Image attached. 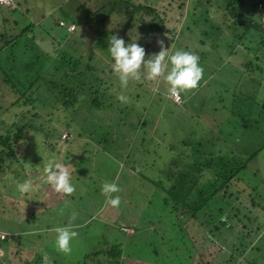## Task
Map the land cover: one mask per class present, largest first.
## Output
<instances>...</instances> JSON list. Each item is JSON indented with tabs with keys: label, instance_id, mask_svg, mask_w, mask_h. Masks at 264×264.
<instances>
[{
	"label": "trees",
	"instance_id": "trees-1",
	"mask_svg": "<svg viewBox=\"0 0 264 264\" xmlns=\"http://www.w3.org/2000/svg\"><path fill=\"white\" fill-rule=\"evenodd\" d=\"M74 1L79 2L78 0ZM173 3H176L177 7V12H174L177 13V20L173 14V16L169 15L170 21H178L186 14V17L192 19L191 23L194 25L207 23V29L205 24L202 29L199 28V33L210 38L214 37L215 43L211 40L210 45L214 50L216 60L217 58L222 59L223 56L233 57L234 54L236 55L235 63L229 67L228 71L234 79L233 88L230 92L222 91V93H228L227 96L234 104L233 108L228 107L229 114L225 118L219 117L220 111L217 109L213 111L212 107L209 108L211 113H208L206 118L201 117V125H210L211 131L208 132L207 128L203 126V129L200 128L198 136L193 140L168 141L167 145L166 143L165 146L161 145L162 148L158 152L152 147L149 149L151 141L146 139L145 130L142 128L145 122L136 125L121 120V123L119 122L120 125L122 124L121 127L126 126V128L119 130L120 135L107 142H104L105 136H95L97 129L88 132L85 137L92 136V140H95L93 143L98 147V150L101 147L118 144L119 149L113 153L109 152L110 154H121L125 160L131 157L133 160L135 157L134 167L127 169L130 173L145 174V171L137 170L138 163H141V168H147L148 165H155L152 158H156L158 161L162 158L165 159L163 166L158 169L159 171L164 169L163 175L166 180H169L171 189L164 186L160 189L164 192L163 205L169 208V213H174L172 225L174 229H178V219L183 222L184 226L186 225L190 246L195 248L194 253L188 249L186 254L188 260L185 264H208L209 261L203 262L201 252L205 249L212 250L218 239L235 233L233 240L227 244L226 248H223L225 246L219 247L218 252L215 251L217 254L224 253L223 250L228 252L226 256L220 257V262L217 264H232L236 255L243 256L248 248L256 251L264 249V244L256 242L257 234H255L264 225L259 224L258 217L250 218L251 214L245 211L243 195L232 190L233 181L243 180L244 175H249L251 171L252 176L257 178L247 191V195H251L248 200L251 201V205L256 206V212L261 213L259 216L264 215V202H256L252 199V196L258 193L259 182L257 179L264 177L255 175L251 168L254 161L258 163L264 158V136L261 135L256 142L252 141L253 144L250 146L238 141L234 144L235 148L217 144L218 139L228 142V136L225 135H229L231 132L225 130L223 126L224 122H230L232 112L236 116V125H240L242 128L249 126L253 129V133H261L260 122L264 126V23L258 19L264 16V0L253 2V9L259 13L257 18L242 11L245 0H195L185 14L182 12L184 0H83L81 5L75 7L78 11L76 17H70L68 21L74 25L72 30L67 28L65 22L60 24L62 19L59 15L56 19L53 18V21H45L44 16L42 21L31 22L34 19L29 17V22L20 25L22 22L15 19V10L18 6L15 7L13 0L9 4L0 3V186H3V189L2 186L0 187V198L8 197L5 196L8 193L6 185H4L7 182L5 177H11L13 173L20 172L17 164L24 163L23 159L18 157L21 149L24 148L22 144H27L35 133L40 132L42 141L51 147L56 142L52 137L54 131L59 126H64L60 134L63 131L66 132V138L63 140L69 145L68 136L70 137V133L66 129L69 128L67 108L75 106L71 104L76 101L78 103L80 100L78 95H80L84 98L87 107L101 109L104 108L103 104L106 102L103 100L104 96H110L106 89L112 84V79L116 78L111 71L110 56L104 60L98 54L99 58H96L100 59L99 65L97 62L93 63V59L92 62L90 61L92 68L86 69L87 60L85 57L89 55V52L84 48L86 46L81 45L79 38L86 35L89 39L91 38L96 47L102 48L108 53L107 42L111 35H115L123 39L125 43L135 42L141 45L145 51V58L160 50L158 41L162 42L164 47H168L169 51L180 49L192 52V48H190L192 45L188 44L184 38H192L191 35L184 34L190 33L192 29L188 28V31L181 29L176 33L175 23L168 25L170 21L167 15L172 9ZM65 13L62 11L63 15ZM113 16L118 19L114 22L115 27L106 29L104 21ZM48 21L50 24L47 23ZM46 23L48 26L53 24L55 27H64L66 32L62 39H66V45L62 46L61 41L56 40V36L45 30ZM77 32L79 36L76 35ZM68 33H72L71 43L73 39L77 40L76 45L72 43L73 46H70ZM174 35L180 36L176 38ZM148 40L151 42H147ZM198 40L204 41L203 38ZM218 49L226 50L227 54H219ZM147 52L150 53L147 54ZM92 69L97 71V74L94 71L91 72ZM106 72L109 74L107 78L103 77ZM140 72L141 79L138 81L129 80L126 87L130 86L131 82L132 85L136 84L133 88L136 90L143 85L142 82L155 81L145 78L144 68ZM159 82H162V79H159ZM207 85L208 82H205L204 86ZM94 87L96 89L93 91ZM126 87L124 88L125 92L129 93L131 89ZM159 91H163V97H166L167 93L164 88ZM159 91L157 89L154 93H159ZM134 92L135 95L140 93ZM185 92L180 94L179 100L169 97L175 104L181 105L187 99ZM107 103L112 104L111 102ZM41 109L47 115L56 116L55 120L48 118L45 127L44 124L41 125L37 122ZM222 110L227 111L224 105ZM88 111L92 110L88 108ZM107 133L108 131L104 130V134ZM84 140L87 141V138ZM133 141L137 145L136 149L130 147L133 145ZM153 144L158 146L159 143L153 142ZM102 152L107 153L108 151L103 150ZM13 163H16L17 166H14ZM24 165L25 163L21 166ZM24 172L26 180L36 182L35 175H28L26 170ZM147 181L155 183L154 185L160 183L153 179H147ZM9 194L11 193L9 192ZM121 199L127 200V196H122ZM236 200L238 202L235 204L233 201ZM128 203L131 204V201ZM250 211L253 212V209ZM5 212L7 215L4 218L10 217L9 208H6ZM118 212L122 213L121 220L123 222H119L120 229L115 238H120V234L127 233L125 229L128 227L123 224L133 215L132 208L126 205L123 206V210H118ZM4 218L0 219L4 220ZM249 223L254 225L253 230H247ZM105 227L108 229V226ZM46 228L49 230L50 227ZM13 232L15 233L12 234ZM19 233L0 230L2 235V237L0 236V248L7 251L1 256L6 257L12 254L13 257L12 260L11 258L5 260L8 263H3L4 261L1 259L4 257L1 258L0 264H44L41 260L34 261L35 258L38 259L37 252L21 246L22 238ZM163 235V233L158 236L152 235L153 238L160 237V241L155 243L157 247L154 246V249L177 250V245L171 243V238L168 239ZM14 239L16 240L13 241ZM116 241L118 240L107 241L104 246L90 251L85 255L83 264H119L122 259L120 253L122 244ZM15 242L17 245L13 244ZM39 258L41 259L40 255ZM251 259L249 263H254V258ZM12 261L13 263H11Z\"/></svg>",
	"mask_w": 264,
	"mask_h": 264
},
{
	"label": "rangeland",
	"instance_id": "rangeland-1",
	"mask_svg": "<svg viewBox=\"0 0 264 264\" xmlns=\"http://www.w3.org/2000/svg\"><path fill=\"white\" fill-rule=\"evenodd\" d=\"M78 1L80 3L83 2V0ZM254 1L245 0L242 11L247 15L257 18L259 13L252 7ZM79 2L74 0H13L15 7L18 6L15 10V19L18 22H22L20 25H24V23L29 22V17L34 19L31 22H36L38 20L42 21L44 16L45 21H47L53 18L56 19L59 15L62 22L64 21L65 25H67L70 17H76L78 11L75 7L81 5ZM194 2L195 0H184L183 14L187 12L189 6H192ZM213 6L215 7V4ZM26 8H28V11H26ZM62 11L66 13L63 15ZM174 12H177L176 3H173L172 9L168 12L167 18L169 21V15L173 16V14L175 20H177V13ZM117 20L114 16L106 18L104 21L106 29L114 28V22ZM191 20L185 14L178 21L171 20L168 23V25L175 23L176 33L181 29L185 31H188V28L192 29L190 33H184L185 35H191L192 38H184H186L188 44L192 45L190 48H192V52L197 54L199 58L198 63L203 69L197 88L193 91L187 90L185 92L187 99L184 103L181 105L175 104L168 94H166V97H163L164 92L159 90L164 88V91H166L167 86L163 82L162 77H158L162 79V82H159V79L158 81L156 79L147 83L142 82L143 85L136 90L133 89L136 84L132 85L130 82V86L126 87L131 89L129 93H126L124 88H119V81L116 77L112 79V84L106 89V92L110 96L106 97V95L104 99L99 97L106 101L103 104L104 108L87 107L84 98L80 95H78L80 99L78 103L76 101L74 104H71L75 106L67 108L69 128L66 129L70 133V137L68 136L69 145L64 142V138H60V132L64 126H59L54 131L52 137L54 142H56L51 145L52 148L42 141V134L40 132L35 133L27 144H22L24 148L21 149L18 157L23 159L25 165L22 167L21 165L24 163L17 164L20 172L17 171L11 177H5L7 182L4 185H6L5 188L8 191L5 196L8 197L0 198V218H4L7 215L6 212L4 213L6 208H9L11 214L10 217L7 216L4 220L0 219V228L8 233L9 231L20 232L19 234L22 238L20 240L21 246L38 253L36 255L38 259L35 258L34 261L38 260L39 262L41 260L44 264H83L86 254L104 246L107 241H114V239H117L118 241L116 242L122 244L120 250L122 259L119 264H185L188 260V256L186 255L188 249L192 253L195 252L193 251L195 248L190 246L186 225L184 226L183 222L178 219V229H174L172 226L175 217L174 213H169V208L163 205L162 202L164 192L160 189L163 186L171 189L169 180H166L163 175L162 171L164 169H161V171L158 169L160 166H163L165 159L162 158L158 161L156 158H152L155 165H148L147 168H141V163H138L136 165L139 167L137 170L140 172L145 171V174L130 173L127 169L134 167L136 162L135 157L133 160L131 159L132 157L125 160V157H121V154H110L119 149L118 144L110 147L104 146L105 148L101 147L98 150V147L93 143L95 140H92V136L85 137V134L97 129L95 136H105L106 140L104 142H107L111 138L119 136V130L126 128V126L121 127V120L126 121V123L132 122L136 125L145 122L142 127L145 130L144 134L146 139L152 142H150L149 149L152 147L158 152L162 148L161 145L165 146V143L167 145L168 141L193 140L194 137L198 136V132L200 128L203 129V126L207 128L208 132L211 131L210 125H201V117L206 118L208 117V113H211L209 108L212 107L213 111L216 109L220 111L218 113L220 118H225L229 114L228 107L231 106L233 108L234 104L227 96L228 93H222V91L228 90L230 92L233 88L232 82L234 79L228 71L229 67L234 65L233 63L236 60L234 57L236 55L234 54L233 57L229 55V57L223 56L222 59L217 58L216 60L214 50L210 45L211 40L214 42V37L210 38L199 33V28L202 29L205 24V28L207 29V23H198L197 26L196 24H192ZM47 23L44 25L45 30L56 36V40L61 41L60 44L62 46L66 45V39H62L63 34L66 32L64 31V27H55L53 24H51L52 26H48ZM78 34L77 32L76 35L79 36ZM67 36L70 46L76 45V39L72 40L73 44L71 43L70 37L72 33H68ZM179 36L174 35L176 38H179ZM201 38L204 41L198 40ZM79 39L81 45L86 46L84 48L89 52V55L85 57L87 60L85 63L86 69L92 68L91 62L93 59V63L97 62V65H99L100 59H97L99 58L98 54H100L102 59L107 60L109 56L107 51L96 47L91 38L89 39L84 35V37L82 36ZM147 42L151 41L148 40ZM220 43L223 42L220 41ZM149 53L147 52V54ZM218 53L227 54L226 50L220 49H218ZM237 61L239 62L240 60ZM142 70L143 68L141 67L140 71ZM92 71L97 74V71L93 69ZM108 76L107 72L103 74L105 78ZM205 82H208L207 86H204ZM95 89L96 87L92 90L94 91ZM153 89H158L159 93H154ZM134 91L140 93L135 95ZM117 94L126 95L128 102L122 103L118 101L116 98ZM107 102H111L112 104H108ZM223 105L227 110L225 112L222 110ZM88 108L92 111H88ZM231 114L230 122H224L223 126L225 130L231 132L229 135H225L228 136L227 141L229 143L218 139V145L235 148L234 144L238 141L241 144L244 143L250 146L253 144L252 141L256 142L261 135L264 136L262 122L259 124L262 125L261 133H253V129L249 126L242 128L240 125H236V116L233 112ZM48 118L55 120L56 116L47 115L41 109L37 122L41 125L44 124L45 127L47 126L46 122ZM223 120L225 121L226 119ZM104 130H107L108 133L104 134ZM84 138H87V141ZM153 142L155 144L158 142V146L154 145ZM132 144L130 147L136 149V143L133 141ZM103 150H107L108 152L104 153L102 152ZM148 158L151 159L150 157ZM49 159H54L55 162L61 163L68 169L70 182L74 188L72 193H59L54 191L51 186L41 184V179L44 175L43 165ZM15 164L14 166H17ZM251 168L255 175L264 177V158L258 163L254 161ZM24 170L27 171L28 175L36 176V182L31 180L33 184L40 185L36 191L29 192L26 196L18 193L16 189L18 182L26 180ZM252 175L250 171L249 175H244L243 180L233 181L232 190L238 191L243 195L245 211L251 214L250 218L254 219L258 217L259 224L264 225V215L259 216L261 213L259 211L256 212V206L251 205V201L248 200L251 195H247V191L250 185L256 182L257 178H254ZM147 179H153L160 183L154 185L155 183L148 182ZM257 181L259 182L258 193L257 195H253L252 199L256 202H264V178L261 177ZM105 182H114L119 187V191L111 195L118 196L119 199L122 196H127V200L121 199L118 206H110L107 199L104 200L105 196L100 191L101 185ZM1 188L3 189V186ZM129 201H131V204L128 203ZM233 202L236 204L238 201ZM124 205L132 208L133 215L131 218L126 219L123 224L128 227L125 229L127 233L124 235L120 234V238H115L120 229L118 226L119 222H123L121 220L122 213H119L118 210H123ZM252 209L253 212L250 211ZM106 220H110L111 222H107ZM47 226L50 227L49 230H46ZM56 226H68L76 232V236L70 241L71 251L68 254L61 253L55 248L53 237L55 233L53 229ZM105 226H108V229ZM253 229L254 225L249 223L247 230ZM162 233L164 237L171 238V243L177 245V250L169 251L166 248L154 249V246L157 247L155 243L160 241V237L153 238V236H158ZM255 234H257L256 242L264 244V226L261 227V230L255 232ZM234 235L235 233L226 235L216 241V244H214L216 246L212 247V250L205 249L202 251L203 262L209 261L208 264L220 262V257L226 256L228 252L223 250L224 253L220 252L217 254L215 251L218 252L219 247L225 246L223 248H226L227 244L233 240ZM13 244L17 245V242ZM6 252L4 248H0V259L4 257L1 259L4 261L3 263H8L5 261L8 258L13 259L12 254L6 257L1 256L6 254ZM32 256L35 257L34 254ZM101 257L103 258V256ZM251 258H254V263H249L252 260ZM232 264H264V249L256 251L248 248L243 256L239 257L236 255Z\"/></svg>",
	"mask_w": 264,
	"mask_h": 264
},
{
	"label": "clouds",
	"instance_id": "clouds-1",
	"mask_svg": "<svg viewBox=\"0 0 264 264\" xmlns=\"http://www.w3.org/2000/svg\"><path fill=\"white\" fill-rule=\"evenodd\" d=\"M258 19L261 23H264V16ZM60 24H64V21L61 20ZM70 25L73 24L68 23V29ZM157 43L160 44V50L145 58V51L141 45L135 42L125 43L123 39L111 35L107 42L108 54L112 61L111 71L118 78L119 85L123 89L127 86L129 80L138 81L141 79L140 69L143 66L146 79L156 80L158 77H162L167 86L166 93L178 100L181 93L197 87L203 72L198 63L199 58L194 52L180 49L169 51L168 47L163 46L162 42L158 41ZM156 90L153 89V91ZM116 98L122 103L128 102L126 95L117 94ZM63 133L66 134L63 131L60 134L61 138ZM43 174L41 184H47L59 193L70 194L73 192L74 188L70 182V173L61 163L49 159L43 165ZM39 187V184H33L30 180H24L16 184L18 193L23 196L36 191ZM100 191L106 197L110 206L116 207L120 204L119 197L111 195L119 191L116 183L105 182L101 185ZM53 231L55 233L54 245L56 250L68 254L71 251L70 241L76 236V232L68 226H56Z\"/></svg>",
	"mask_w": 264,
	"mask_h": 264
},
{
	"label": "built area",
	"instance_id": "built-area-1",
	"mask_svg": "<svg viewBox=\"0 0 264 264\" xmlns=\"http://www.w3.org/2000/svg\"><path fill=\"white\" fill-rule=\"evenodd\" d=\"M11 2V0H0V3H6V4H9ZM73 28V25H70L69 26V29H72ZM174 100H177V99H175V98H173ZM179 100V99H178ZM66 137V134L65 133H63L62 134V138H65ZM0 236L2 237V235L0 234Z\"/></svg>",
	"mask_w": 264,
	"mask_h": 264
},
{
	"label": "crops",
	"instance_id": "crops-1",
	"mask_svg": "<svg viewBox=\"0 0 264 264\" xmlns=\"http://www.w3.org/2000/svg\"><path fill=\"white\" fill-rule=\"evenodd\" d=\"M104 200H106V197L104 198ZM97 221V220H96ZM106 221H110V220H106ZM106 221H104V222H106ZM98 222H99V220H98ZM111 222V221H110ZM101 223V222H100Z\"/></svg>",
	"mask_w": 264,
	"mask_h": 264
}]
</instances>
